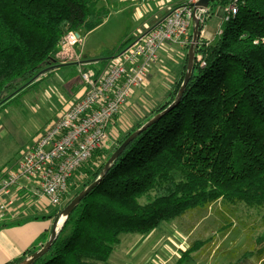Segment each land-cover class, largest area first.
<instances>
[{
	"label": "trees",
	"instance_id": "trees-1",
	"mask_svg": "<svg viewBox=\"0 0 264 264\" xmlns=\"http://www.w3.org/2000/svg\"><path fill=\"white\" fill-rule=\"evenodd\" d=\"M101 1L0 0V112L34 82L11 97L13 93L58 62V47L67 33L80 36L103 24L111 13V0ZM231 5L237 12L223 13L214 38L199 39L193 71L180 100L125 148L34 264L107 263L122 235H148L221 200L264 205V0H211L201 19L208 22L210 11ZM133 40L126 39L98 62L100 68L92 67L93 72L99 75L109 58ZM72 55L63 50L59 59ZM187 66L188 57L164 102L110 151L106 152L107 147L97 150L93 160L80 168L84 179L72 199L101 176L110 157L132 133L177 99ZM9 165H3L1 173L16 167ZM69 202L43 218L57 220ZM11 224L0 223V229ZM202 246V242L194 243L178 263ZM38 250L31 249L7 264H20ZM249 256L245 254L236 264Z\"/></svg>",
	"mask_w": 264,
	"mask_h": 264
},
{
	"label": "rangeland",
	"instance_id": "rangeland-1",
	"mask_svg": "<svg viewBox=\"0 0 264 264\" xmlns=\"http://www.w3.org/2000/svg\"><path fill=\"white\" fill-rule=\"evenodd\" d=\"M101 4L106 3L102 0ZM109 6L111 13L103 24L89 33H82L74 47L75 51H82L84 58H76L75 64H66L55 74L49 71L41 75L23 91L22 96L0 112L4 125L0 137V167L6 163L10 164L9 168L17 166L22 151L80 98L85 87L82 74L93 71L92 67L100 68L98 62L93 66L76 62L85 60L92 63L108 58L126 39H135L167 12L162 3L148 0H111ZM218 11H210L206 22L208 33L212 35L219 30L221 17ZM200 39L208 41L206 35ZM191 44L172 43L165 49V54L161 49L158 62L148 74L146 86L134 92L128 104L110 123L106 152L152 109L164 102V96L186 62ZM92 160L93 157L89 161ZM5 173L6 170L1 176ZM83 179L84 174L79 169L73 175L67 198L60 207L41 205L42 210L34 213L45 209V214H56L72 199ZM36 202L41 204L43 201L37 199ZM141 202L144 203L145 199ZM196 242H202L203 246L192 253L194 264H236L245 254L250 256L240 264H264V205L248 206L242 201L221 200L211 204L206 211H193L163 224L161 230L149 235H122L111 262L99 264H176L181 251Z\"/></svg>",
	"mask_w": 264,
	"mask_h": 264
},
{
	"label": "built area",
	"instance_id": "built-area-1",
	"mask_svg": "<svg viewBox=\"0 0 264 264\" xmlns=\"http://www.w3.org/2000/svg\"><path fill=\"white\" fill-rule=\"evenodd\" d=\"M148 1L174 3L162 18L112 57L103 72L82 74L85 87L80 98L22 151L17 166L0 180V220L11 214L16 199L13 191L29 185L34 186V196L45 199L52 207H60L67 198L74 173L97 150L107 147L110 123L134 92L146 86L161 49L168 43H190L195 19L200 21V37L206 35L207 23L201 16L209 9L196 12L200 0ZM223 12L235 14L237 10L231 5ZM213 38L207 37L208 41ZM79 40L77 33H67L56 55L74 48Z\"/></svg>",
	"mask_w": 264,
	"mask_h": 264
},
{
	"label": "crops",
	"instance_id": "crops-1",
	"mask_svg": "<svg viewBox=\"0 0 264 264\" xmlns=\"http://www.w3.org/2000/svg\"><path fill=\"white\" fill-rule=\"evenodd\" d=\"M173 3L174 1L166 2V4L163 2L162 4L168 10L173 5ZM217 14L219 15V17H222L223 9H219ZM206 28H207L206 37H214L218 32L217 30V32H215L214 35H212L211 33H208L209 30L208 24ZM171 44L172 43H168L164 46V48L162 49V51L164 50L162 54L163 53L165 54V49H167ZM69 50L73 54L72 58L61 60L59 59L60 58V54H59L57 58V61L59 63L57 64H62L64 66L52 70L51 71L52 74H55L59 70H63L66 64L67 65L75 64L76 58L78 57L84 58V55L81 50H79L80 52L78 53L74 50V48ZM83 61L85 60H81L76 63L84 66L91 63V61L90 62H83ZM97 62L100 61L98 60L92 63L95 64ZM3 129H4V125L2 122L0 127V137H2ZM2 176L0 173V178ZM33 187L34 186L29 185L24 189L19 190L18 188L15 191H13L12 195H15L16 199H15L14 207L11 208V214L5 215L4 218L0 220V223H9V224L13 223L9 226L0 229V264H7L11 261H14L15 259L22 257L27 251L31 249H41L46 244V242L49 241L53 233V230L55 229L56 220L54 218H43V216L50 215L43 213V212H47L45 209L42 212L39 211L41 214L34 213V211L42 210L43 207H41V205L50 208H54V207L50 206L45 199L34 196ZM37 199H40L43 202L41 204L40 203L38 204L36 202ZM131 235H137V234H131ZM138 236H145V235H138ZM186 250L183 249L181 253H183ZM109 261L111 262V258ZM178 261L176 264H179ZM187 263L194 264V259L192 255L184 263H180V264H187Z\"/></svg>",
	"mask_w": 264,
	"mask_h": 264
},
{
	"label": "water",
	"instance_id": "water-1",
	"mask_svg": "<svg viewBox=\"0 0 264 264\" xmlns=\"http://www.w3.org/2000/svg\"><path fill=\"white\" fill-rule=\"evenodd\" d=\"M210 1L211 0H200L197 5H196V9L195 11H206L209 9V5H210ZM200 39V21L198 19L194 20V29H193V40H192V44L190 45V50L188 53V66H187V73H186V77H185V81L182 85V88L179 92V95L177 97V99L162 113L156 115L155 117H153L151 120H149L147 123H145L142 127H140L138 130H136L134 133H132L118 148L117 150L113 153V155L110 157V159L108 160V162L106 163L104 170L101 174V176L95 181L93 182L90 186H88L87 188H85L83 191H81L76 197H74L69 204L64 208L63 212L61 213L59 219L60 220H56L55 223V229L53 230V233L49 239V241L38 251H36L35 253H33L31 256H29L27 259H25L22 263L20 264H34L35 261L42 257L44 254L47 253V251L50 249V247L52 246L54 240L57 238L58 233H59V229L62 227V225L64 224L66 218L73 212V210L77 207V205L101 182L102 178L104 177V175L108 172V170L111 168V166L113 165V163L117 160V158L122 154V152L125 150V148L138 136L140 135L144 130H146L149 126H151L153 123H155L156 121H158L168 110H170L171 108H173V106H175V104L180 100L183 90L189 80V77L192 74L193 71V67H194V59H195V47L198 44ZM83 62H90V61H83ZM64 65L62 64H55L52 66L47 67L46 69L41 70L33 79H31L26 85H24L23 87H21L18 91H16L15 93H13L11 95V97L13 95H15L17 92H19L20 90H22L23 88H25L26 86H28L29 84L33 83L37 78H39L41 75L52 71L58 67H62Z\"/></svg>",
	"mask_w": 264,
	"mask_h": 264
}]
</instances>
